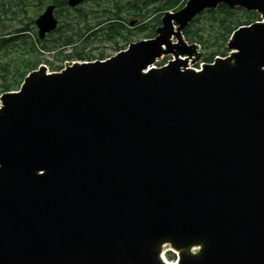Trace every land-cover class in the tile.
<instances>
[{
	"label": "water",
	"instance_id": "obj_1",
	"mask_svg": "<svg viewBox=\"0 0 264 264\" xmlns=\"http://www.w3.org/2000/svg\"><path fill=\"white\" fill-rule=\"evenodd\" d=\"M219 4L262 21L188 68L182 32ZM127 48L0 96V264H166L164 242L178 264H264V0H187Z\"/></svg>",
	"mask_w": 264,
	"mask_h": 264
},
{
	"label": "trees",
	"instance_id": "obj_2",
	"mask_svg": "<svg viewBox=\"0 0 264 264\" xmlns=\"http://www.w3.org/2000/svg\"><path fill=\"white\" fill-rule=\"evenodd\" d=\"M185 2L86 0L69 8L66 0H0V95L17 90L24 77L41 63L59 70L64 60L106 58L102 51L106 48L98 50L99 44H109L119 51L131 43L133 36L154 37L163 13L181 8ZM49 4L55 6L58 26L39 39L34 20ZM257 20L259 14L254 11L230 9L220 4L195 17L183 30V36L199 45L200 62L210 63L216 56L226 55L225 45L235 29ZM167 257L173 258V255Z\"/></svg>",
	"mask_w": 264,
	"mask_h": 264
},
{
	"label": "rangeland",
	"instance_id": "obj_3",
	"mask_svg": "<svg viewBox=\"0 0 264 264\" xmlns=\"http://www.w3.org/2000/svg\"><path fill=\"white\" fill-rule=\"evenodd\" d=\"M87 5L88 4L86 3L84 5V7L87 6ZM93 8L96 9L97 8L96 5H94ZM140 39H143V38H142V35L139 34V35L133 36L130 40H131V42H133V41H137V40H140ZM103 48H106V50H102V51H105V56L106 57H109V56H111V55H113V54H115L117 52L115 49L111 48L109 44H99L98 45V50L103 49ZM197 52H199V53L196 55L195 58L193 57L192 60L189 63V65L191 67H193V68H199L200 65L203 63V62H200L201 58L199 57L202 54V51L200 50V47H198ZM96 57H97V55L94 54V58H96ZM172 58H173L172 55H167V56L163 57L162 59L160 58L158 60L159 61L158 64L163 63V62H165L167 60H171ZM47 59L50 60V58H47ZM196 63H199V64H196ZM44 66L46 68V71L51 72L46 65H44ZM167 247H168V245H166L165 249H167ZM165 252H167V250H165Z\"/></svg>",
	"mask_w": 264,
	"mask_h": 264
},
{
	"label": "bare ground",
	"instance_id": "obj_4",
	"mask_svg": "<svg viewBox=\"0 0 264 264\" xmlns=\"http://www.w3.org/2000/svg\"><path fill=\"white\" fill-rule=\"evenodd\" d=\"M220 5V4H219ZM225 5V4H224ZM193 21V20H192ZM191 21V22H192ZM190 22V23H191ZM189 23V24H190ZM185 61H186V66L188 67V68H190L189 67V63H190V58H185ZM166 245H168V247H167V249H165L166 248ZM171 247H170V245H169V243H167V242H164V243H162V245H161V250H160V255L162 256L163 255V253H164V251L165 250H169ZM194 249H198V247L197 246H194V247H192L191 248V252H194ZM177 252V251H176ZM164 261H165V263L166 264H178V262H177V260H175V261H170V260H167L165 257H164Z\"/></svg>",
	"mask_w": 264,
	"mask_h": 264
}]
</instances>
